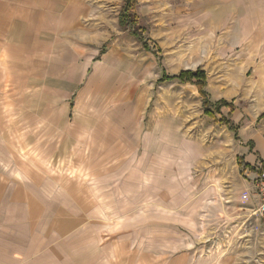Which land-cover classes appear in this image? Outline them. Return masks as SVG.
<instances>
[{
  "label": "rangeland",
  "instance_id": "1",
  "mask_svg": "<svg viewBox=\"0 0 264 264\" xmlns=\"http://www.w3.org/2000/svg\"><path fill=\"white\" fill-rule=\"evenodd\" d=\"M75 3L88 15L57 38L63 54L0 61V234L19 241L0 264H264V222L242 198L239 106L220 98L233 105L207 114L199 77L163 79L202 70L217 101L211 89L244 78L245 30L226 21L245 0H138L150 48L119 26L124 0ZM126 105L144 123L137 154L82 157L71 126L117 123Z\"/></svg>",
  "mask_w": 264,
  "mask_h": 264
},
{
  "label": "crops",
  "instance_id": "2",
  "mask_svg": "<svg viewBox=\"0 0 264 264\" xmlns=\"http://www.w3.org/2000/svg\"><path fill=\"white\" fill-rule=\"evenodd\" d=\"M82 5L76 4L75 0H0V61L5 59L30 60L25 58V55H31L34 52L42 55L47 46H50L51 53L63 54L62 50L52 48L62 32L73 35L75 28H79L81 17L88 15V10ZM243 9L241 17L238 15L237 19L231 22L227 11L226 22L227 25L231 23L228 25L229 28L245 30V37L242 36V40H245V77L235 79V85L232 87L211 89V93L214 99L226 98L239 106L233 112L232 119L241 122L245 141H242L244 145H241L240 153L243 155L245 166L251 167L258 161L264 162V117L261 118V114L264 113V0H245ZM80 44L83 43L80 42ZM91 58L97 60L99 56ZM36 59H38L37 56L34 60ZM57 59L61 61L78 60L73 55L59 56ZM90 65L88 62L85 66L89 68ZM52 71L56 76L57 74L69 75L72 70L69 69L62 73H57L56 69ZM114 115L117 118L118 113ZM88 118H90L89 115ZM117 121L115 123L112 116L108 121L104 119L97 123L85 120L81 122L80 127L71 126L75 138L70 140L75 141V146L82 150L81 156L85 158L96 155L95 151L103 158L136 155L144 123H139L135 109L127 105L121 108ZM23 168L28 172L32 170L29 164L25 163ZM38 177H40L39 173ZM20 184H27V187H30L29 184L43 183L36 179L34 182L26 181ZM2 186L0 184V195L3 193ZM250 189L251 185L245 184V192ZM65 221L66 227L73 226L71 223L74 221L73 218L65 219ZM39 226H42L41 221H39ZM3 227V222H0V229ZM46 236L47 240L40 241L38 245L35 242L30 245L29 249L32 251L33 246H41V243L44 245L50 242L51 235L46 234ZM16 238L10 242L9 238L0 234L1 262L5 257L4 254H7L5 260L8 263L11 261L9 252H14L15 247L12 245L11 248V243H19ZM23 250L24 248L20 251Z\"/></svg>",
  "mask_w": 264,
  "mask_h": 264
},
{
  "label": "trees",
  "instance_id": "3",
  "mask_svg": "<svg viewBox=\"0 0 264 264\" xmlns=\"http://www.w3.org/2000/svg\"><path fill=\"white\" fill-rule=\"evenodd\" d=\"M119 26L123 30H129L131 34L143 41V44L146 48H150L148 44L149 38L144 36L146 30L139 23L138 0H124L119 12ZM164 75L165 76H163V79H179L181 81H191L194 77H199L200 80L197 82V84H200L199 89L203 97V104H205V113L207 114H215L213 110H211V107H214L217 112H220L222 105H233L232 102H228L225 99H220L217 101L210 99L206 90L205 73L202 70H183L179 74L169 75L165 73ZM220 121L234 133L235 138L238 137V128L235 126V123L232 120H226L224 117H222Z\"/></svg>",
  "mask_w": 264,
  "mask_h": 264
},
{
  "label": "built area",
  "instance_id": "4",
  "mask_svg": "<svg viewBox=\"0 0 264 264\" xmlns=\"http://www.w3.org/2000/svg\"><path fill=\"white\" fill-rule=\"evenodd\" d=\"M243 172L251 183V189L243 193L242 198L245 201L254 200L256 204L253 213L264 222V162L258 161L251 167L245 166Z\"/></svg>",
  "mask_w": 264,
  "mask_h": 264
}]
</instances>
